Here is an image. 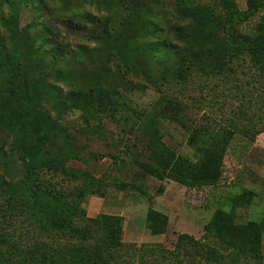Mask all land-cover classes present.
Listing matches in <instances>:
<instances>
[{
	"label": "trees",
	"instance_id": "trees-1",
	"mask_svg": "<svg viewBox=\"0 0 264 264\" xmlns=\"http://www.w3.org/2000/svg\"><path fill=\"white\" fill-rule=\"evenodd\" d=\"M166 1L2 0L8 12L0 14V264H118L122 259L124 217L101 214L87 219L79 205L41 176L46 171L88 178L69 167L70 160L81 155L62 121L70 112L81 113L96 132L104 117L126 115L131 109L146 140L147 160L140 165L144 175L195 190L221 181L234 130L198 127L189 137L195 162L177 154L163 142L156 120L179 122L181 105L164 93L149 111L128 107L133 90L147 88L133 78L143 77L164 92L162 88H183L197 74L220 77L241 62L264 78V0H247L244 11L235 0H218L219 10L198 0H168L180 21L168 31L154 21L165 16ZM72 4L95 6L102 15H86L82 23L81 18H65L73 16L67 14ZM24 9L33 18L22 27ZM40 10L61 12L68 33L85 35L92 47L61 49L49 41L55 32L49 18L39 21ZM258 13L256 32L243 33L240 27ZM48 58L60 68H49ZM89 64L94 67L89 69ZM91 194L102 196L90 184L78 190L77 198ZM227 200V209L220 206L204 227L202 241L180 235L177 248L189 245L201 255L190 264H217L226 257L232 263L262 261L264 214L239 224L237 210L249 207L251 198L236 193ZM22 211L48 242L30 244L2 232L8 219ZM168 222L162 212L148 211L152 235L164 234Z\"/></svg>",
	"mask_w": 264,
	"mask_h": 264
},
{
	"label": "rangeland",
	"instance_id": "rangeland-1",
	"mask_svg": "<svg viewBox=\"0 0 264 264\" xmlns=\"http://www.w3.org/2000/svg\"><path fill=\"white\" fill-rule=\"evenodd\" d=\"M198 1L219 10L218 0ZM235 1L240 10H246L247 0ZM73 4L67 13L73 16L65 18H81L79 21L82 23L86 15H102L95 6L73 8ZM163 11L165 16L160 14L154 21L159 22L166 31L168 27L180 23L170 5L167 4ZM7 12V7L0 0V14ZM260 16L261 13H258L244 23L241 31L248 35L255 33ZM38 17L41 22L49 18L55 32V35H49V41L61 44V49L92 47L85 35L68 33L62 25L63 14L58 10H40ZM32 18V14L24 9L21 26L30 23ZM54 54L58 53L55 51ZM46 64L55 69L61 66L60 63L54 64L50 58ZM88 67L90 69L94 65L89 64ZM133 80L147 88L133 90L128 103L130 108L149 111L163 98L164 93L179 102L182 107L179 113L181 120L158 118L156 126L167 146L193 162L196 156L194 148L189 145V137L196 128L216 129L224 126L234 130L218 185L195 190L170 180L159 181L144 175L140 165L147 160L146 140L138 129L140 120L131 109L127 117L123 112L115 117H104L101 129H96V132L87 126L81 113L75 111L66 114L62 121L81 151L78 158L70 160L69 167L87 173L88 178L76 180L66 174L46 171L41 172V176L60 190L71 204L79 205L87 219L97 218L101 214L124 217V246L118 264H190L192 260H199L201 255L189 250V245L184 249L177 248L180 235L187 234L202 241L204 227L220 206L227 209L228 197L246 193L251 198L249 207L237 210L239 224L258 220L264 214V78L250 68L248 62H241L235 71L220 77L197 74L183 88L170 91L162 88L164 92L143 77H134ZM90 184L98 188L102 196L91 194L84 199L77 198L78 190ZM150 209L168 217L164 234L152 235L147 228L146 217ZM22 212L9 218L2 232L30 244L48 242L47 235L30 225L28 215ZM262 258L261 262L241 260L232 263L226 257L217 264H264V237Z\"/></svg>",
	"mask_w": 264,
	"mask_h": 264
}]
</instances>
